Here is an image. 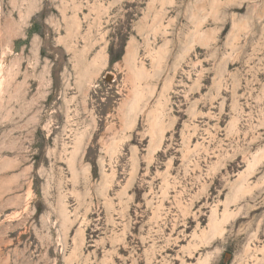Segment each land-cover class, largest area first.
I'll use <instances>...</instances> for the list:
<instances>
[{
  "label": "rangeland",
  "instance_id": "obj_1",
  "mask_svg": "<svg viewBox=\"0 0 264 264\" xmlns=\"http://www.w3.org/2000/svg\"><path fill=\"white\" fill-rule=\"evenodd\" d=\"M0 264H264V0H0Z\"/></svg>",
  "mask_w": 264,
  "mask_h": 264
}]
</instances>
